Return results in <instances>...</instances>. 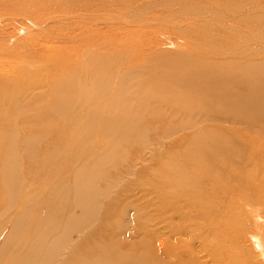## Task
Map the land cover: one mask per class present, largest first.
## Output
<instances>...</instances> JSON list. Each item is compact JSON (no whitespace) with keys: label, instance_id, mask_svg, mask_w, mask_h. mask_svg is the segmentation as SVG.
I'll return each instance as SVG.
<instances>
[{"label":"bare ground","instance_id":"1","mask_svg":"<svg viewBox=\"0 0 264 264\" xmlns=\"http://www.w3.org/2000/svg\"><path fill=\"white\" fill-rule=\"evenodd\" d=\"M81 1L54 0L48 10L57 17L93 11ZM153 1L101 0L95 8L116 14L114 7ZM173 1L193 9L184 20L197 26L264 20V6L253 0ZM214 42L160 52L141 66L98 60L89 80H80L82 70L59 74L45 87L55 113L20 122L10 117L27 107L7 99L32 96L0 82L8 94L0 95V264H240L232 254L245 227L235 212L248 208L249 195L264 204V56L257 44L220 51ZM165 76L186 85L156 84ZM20 77L45 89L36 76ZM87 100L95 102L91 109ZM19 125L38 133L23 136ZM36 142L48 145L29 149ZM19 152L28 159L17 160ZM52 182L30 206L28 192L50 190ZM260 219L255 238L264 254Z\"/></svg>","mask_w":264,"mask_h":264},{"label":"rangeland","instance_id":"2","mask_svg":"<svg viewBox=\"0 0 264 264\" xmlns=\"http://www.w3.org/2000/svg\"><path fill=\"white\" fill-rule=\"evenodd\" d=\"M53 1L0 0V82H10V85L20 87L22 91L29 92L27 94L32 96L29 102L24 99L16 101L7 99V102L13 106L27 107V110L18 117H10L16 122H20L24 117L33 116L36 112L55 113L50 93L45 87L55 84L59 74L66 76L74 70H82L80 80L92 79L90 67L92 68L94 62L98 60L114 63L123 58L129 60V64L126 62L125 66H141L148 60H154L160 52L170 54L197 51L198 47H204L206 42L214 41L218 50L226 45L249 48L257 44L263 49L261 53L264 56V20L241 22L237 25L236 20L232 18L229 20L230 25L226 27L214 22L210 23L218 27L217 31L222 34L220 36L218 32L213 31L212 25L197 26L190 20L185 21L187 16L193 15L191 14L193 9H185L188 8L185 4L173 0H156L151 2L148 8L117 10L114 7L115 11H118L116 14L108 12L107 6L95 8L101 0H83L77 5L82 6L87 3L93 11L89 13L78 11L70 17L53 16L49 11V5ZM253 1L257 5L264 6V0ZM219 39L222 41L221 44L218 42ZM21 73L36 76V82L45 89L35 90L37 84L34 86L31 83L23 84ZM155 81L159 85L174 87L186 85L175 84L170 76L157 78ZM89 91L86 93L89 92L91 96L99 95L98 91ZM0 95L8 94L2 92ZM94 103V100H87L84 101V106L86 109H91ZM20 127L21 125L18 126ZM94 127L98 126H87V129L78 131L79 134L73 132L72 138L86 135ZM84 131L86 133H82ZM20 133L28 138H34L38 130L29 131L20 128ZM152 134L157 135L156 132ZM68 135L69 133H66L65 137ZM18 141L20 144H26L22 138ZM99 144L104 145V142L100 141ZM47 145L46 142L31 143L29 149L45 150ZM19 154L17 160L28 159L27 154L21 152ZM33 166L34 164L25 167L26 176ZM63 178L66 177L57 178L54 183ZM54 183L50 185V190L45 188L36 192L30 190L27 195V199L33 200L30 206H35L51 192ZM260 197L263 196L260 194ZM236 199L238 204L239 198ZM247 199L250 210L244 206L235 212V216L243 221L245 230L244 239L234 247L237 251L232 255L240 264H264V254L255 238L259 232L257 222L262 221L260 217L264 218V204L255 205L256 195H249Z\"/></svg>","mask_w":264,"mask_h":264}]
</instances>
